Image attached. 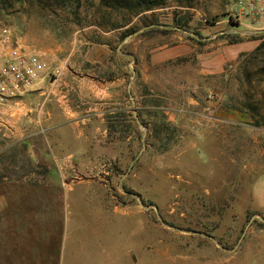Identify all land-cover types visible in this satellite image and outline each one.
Listing matches in <instances>:
<instances>
[{
    "label": "rangeland",
    "instance_id": "obj_1",
    "mask_svg": "<svg viewBox=\"0 0 264 264\" xmlns=\"http://www.w3.org/2000/svg\"><path fill=\"white\" fill-rule=\"evenodd\" d=\"M122 1L0 0V26L39 53L119 47L138 107V122L111 115L103 155L67 170L64 196L0 184L19 209L3 215L0 264H264V126L236 80L264 29L227 21L234 0ZM25 155L0 157L4 176L32 173Z\"/></svg>",
    "mask_w": 264,
    "mask_h": 264
},
{
    "label": "crops",
    "instance_id": "obj_2",
    "mask_svg": "<svg viewBox=\"0 0 264 264\" xmlns=\"http://www.w3.org/2000/svg\"><path fill=\"white\" fill-rule=\"evenodd\" d=\"M90 38L76 39L63 53L60 46L41 51L45 59L49 58L47 64L53 75L42 80L36 90L0 104V157L24 150L33 171L21 180L11 179L4 176L2 170L7 163L0 160L1 185L14 181L24 183L23 189L34 190L40 184L25 182L44 181L58 185L64 196L65 190L73 189L72 181L76 178L68 175L67 170L73 165H92L103 155L111 115L130 109L138 122L136 96L132 98L130 94L131 83H126L130 77L125 78L129 73L122 65V57L129 55L110 43ZM127 67L129 70V63ZM126 89L128 98L124 94ZM42 167L46 168L44 177L40 173ZM10 197L9 191L0 190V230L7 228L3 215L19 210L10 205ZM22 206V210L28 207ZM118 207L114 206L117 212L130 208ZM62 244L63 241L59 263Z\"/></svg>",
    "mask_w": 264,
    "mask_h": 264
},
{
    "label": "built area",
    "instance_id": "obj_3",
    "mask_svg": "<svg viewBox=\"0 0 264 264\" xmlns=\"http://www.w3.org/2000/svg\"><path fill=\"white\" fill-rule=\"evenodd\" d=\"M227 21L264 29V0H234ZM43 55L29 47L23 35L9 25L0 26V104L34 91L51 77Z\"/></svg>",
    "mask_w": 264,
    "mask_h": 264
},
{
    "label": "trees",
    "instance_id": "obj_4",
    "mask_svg": "<svg viewBox=\"0 0 264 264\" xmlns=\"http://www.w3.org/2000/svg\"><path fill=\"white\" fill-rule=\"evenodd\" d=\"M140 4L137 2V6ZM119 5L130 6L128 0H123ZM260 35V43L252 51L242 54L236 80L244 95V108L264 126V31ZM113 122L108 123V129L114 128Z\"/></svg>",
    "mask_w": 264,
    "mask_h": 264
},
{
    "label": "water",
    "instance_id": "obj_5",
    "mask_svg": "<svg viewBox=\"0 0 264 264\" xmlns=\"http://www.w3.org/2000/svg\"><path fill=\"white\" fill-rule=\"evenodd\" d=\"M137 119V118H136ZM262 221L264 222V219H262Z\"/></svg>",
    "mask_w": 264,
    "mask_h": 264
}]
</instances>
